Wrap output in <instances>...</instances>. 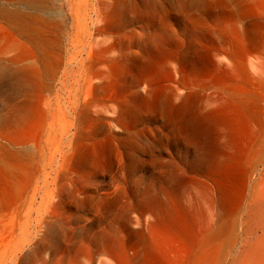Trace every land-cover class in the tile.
Here are the masks:
<instances>
[{
	"label": "bare ground",
	"instance_id": "1",
	"mask_svg": "<svg viewBox=\"0 0 264 264\" xmlns=\"http://www.w3.org/2000/svg\"><path fill=\"white\" fill-rule=\"evenodd\" d=\"M12 1L9 21L14 35L25 37L36 47H52L43 30L51 26L57 29L58 24L42 15L50 11L46 1ZM87 1L82 0L83 6L87 7ZM80 12L75 11L79 27L72 47L117 53L116 58L106 60L103 69L90 71L91 64L84 66L89 70L84 82L85 107H91L93 98H88L97 93L94 78L104 82L102 86L111 92L110 96L118 99L125 80L132 76V68L145 71L148 52L141 50L159 54L161 50L178 48L180 36L169 34L174 28L185 32L187 19L192 23L211 19L218 24L222 45L228 49L225 54L230 69L205 56L209 66L204 69V77L214 76V80L202 86L207 90L219 87L221 91L208 95L214 98L209 101L207 111L201 110L189 91L190 77L195 71L189 55L177 63L182 86L188 88L178 103L175 92L163 97L145 77L140 78L137 86L146 85V92L133 91L130 99L137 108L134 117L142 108H154L155 116L173 126L177 137L188 140L195 152L188 162L193 178L188 182L174 181L169 189L156 188L152 193L130 190L132 204L125 207H118L128 197L125 190L119 192L120 185L102 194L106 205L89 213V223L79 227L83 233L88 230L79 240L76 254L65 258L57 256L61 232L66 239L69 230L67 217L60 211L62 201H55L61 197L59 194L38 193L35 187L29 196L19 192L0 196V264H224L222 256L230 252L234 256L227 264H264V166L250 191L252 176L258 170L257 164H253L264 152V79L254 77L247 66L254 50H264V0H99L96 13L101 26L96 31L108 36L103 41L93 40L90 25L86 19H80ZM129 19L148 22L139 47H132V40L126 42L120 35ZM94 43L107 44L97 47ZM23 57L19 53L15 59ZM165 59L175 62L174 54H166ZM39 60L45 74L50 75V56L45 52ZM26 71L28 79L9 71L18 90L36 79L35 68ZM4 73L7 74L3 70L0 75ZM118 107L122 116L132 115L126 113L129 107L120 103ZM22 110L27 107H16V118L12 121L4 118L1 124L13 123ZM80 118L84 119L85 113ZM0 135L3 136V131ZM22 167L21 153L0 145L1 176L10 181ZM160 169L163 171L164 167ZM190 183L198 185L211 198L219 212L214 220L204 222L180 202V190ZM244 203L249 207L243 209ZM105 210L113 212L110 217L104 215ZM131 210L135 211L133 218ZM238 220L235 229L240 234L231 233V241H227ZM239 236L241 246L234 251ZM46 251L53 257L44 260L42 255Z\"/></svg>",
	"mask_w": 264,
	"mask_h": 264
},
{
	"label": "rangeland",
	"instance_id": "2",
	"mask_svg": "<svg viewBox=\"0 0 264 264\" xmlns=\"http://www.w3.org/2000/svg\"><path fill=\"white\" fill-rule=\"evenodd\" d=\"M45 1L50 11L42 15L49 21H56L58 28L53 29L51 26L43 30L44 38L53 45L40 48L27 42L25 37L14 35L9 21L13 1L0 0V72H7L0 75V131H3L0 145L7 146L11 151H19L23 166L10 181L0 173V196L9 197L17 192L29 196L35 187L38 193L59 194L61 197L55 201H62L60 211L67 217L65 223H68L69 230L66 239L61 232L62 242L57 256L65 258L76 254L78 242L88 230L86 228L83 233L79 227L89 223V213L106 205L102 194L120 185L122 189L119 192L125 190L128 197L123 198L124 203L118 207H125L132 204L130 190L152 193L156 188L169 189L174 181L188 182L193 178L188 162L195 152L188 140L177 137L173 126L166 124L160 116H155L154 108H142L134 117L137 108L130 99L134 95L133 91L141 94L146 92V85L137 86L140 78L145 77L148 82L155 84L163 97L175 92L178 103L187 94L188 88L182 86L177 63L189 55L195 69L190 77L192 82L189 91L195 95L194 100L199 103L201 110L207 111L210 108L209 101L214 98L208 95L221 91L219 87L207 90L205 85L202 86L204 82L214 80V76L204 77V69L209 66L205 56L213 58L216 65L228 68L225 54L228 49L222 45L219 26L213 20L203 19V22L192 23V20L187 19L188 28L185 32L174 28L169 34L171 37L180 36L178 48L161 50L159 54L153 50H141L148 52L145 71L138 72L132 68V76L125 80L118 99L110 96L111 92L102 86L104 82L94 78L92 81L98 89L93 97L88 98H93L88 108L84 106L87 98L84 82L86 71L88 73L89 70L84 66L91 64L90 71L103 69L106 60L117 56L114 50H75L72 47L76 43L79 27V16L75 14L78 9L82 10L80 19H86L90 25L93 40L103 41L108 37L96 31L101 26L96 13L99 0H88L87 7L83 6L82 0ZM134 20L125 22L120 35L126 38V42L132 40V47H139L140 36L147 31L148 22ZM106 44L95 45L102 47ZM45 52L51 58L50 75L45 74L39 60ZM19 53H23L24 57L17 60L15 57ZM166 54H174L175 62L167 61ZM249 59L247 66L251 74L264 79V50H254ZM99 61L100 64L92 65ZM31 67L36 69V79H32L26 88L18 90L9 71L28 79L26 70ZM119 103L129 107L126 113L132 115L122 116ZM19 106L27 107V110L19 112L18 119L11 123L16 116L15 108ZM82 113H85L84 119L80 118ZM4 118L11 120L9 125L1 124ZM253 165L258 170L252 176L250 191L262 172L264 152ZM160 167H164L163 171ZM179 200L204 222L214 220L215 214H219L206 192L193 183L180 190ZM242 207L246 209L249 204L244 203ZM105 211V216L110 217L113 213ZM134 215L135 211L131 210V218ZM239 223L238 220L233 225L234 230L227 235V241H231V233L240 234L241 231L235 229ZM236 243L234 251L241 246L240 236ZM232 256V252L228 255L225 253L222 256V259L225 258L224 264ZM52 257L49 251L42 255L44 260Z\"/></svg>",
	"mask_w": 264,
	"mask_h": 264
}]
</instances>
